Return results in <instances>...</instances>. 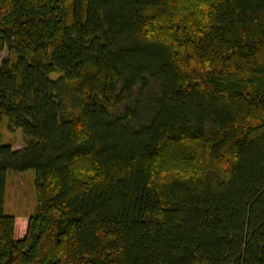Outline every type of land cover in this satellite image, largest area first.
<instances>
[{
	"label": "trees",
	"instance_id": "16d2710c",
	"mask_svg": "<svg viewBox=\"0 0 264 264\" xmlns=\"http://www.w3.org/2000/svg\"><path fill=\"white\" fill-rule=\"evenodd\" d=\"M2 50L0 264H264V0H0Z\"/></svg>",
	"mask_w": 264,
	"mask_h": 264
},
{
	"label": "rangeland",
	"instance_id": "374dc122",
	"mask_svg": "<svg viewBox=\"0 0 264 264\" xmlns=\"http://www.w3.org/2000/svg\"><path fill=\"white\" fill-rule=\"evenodd\" d=\"M5 50L0 52V59ZM0 141L11 142L13 148L23 143L20 129L10 131L7 127V117L2 118ZM35 171L33 168L6 171L3 212L8 215H31L36 207V191L34 185Z\"/></svg>",
	"mask_w": 264,
	"mask_h": 264
}]
</instances>
